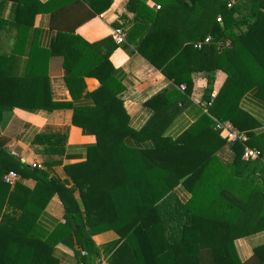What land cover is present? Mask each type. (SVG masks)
I'll return each instance as SVG.
<instances>
[{
	"label": "trees",
	"instance_id": "obj_1",
	"mask_svg": "<svg viewBox=\"0 0 264 264\" xmlns=\"http://www.w3.org/2000/svg\"><path fill=\"white\" fill-rule=\"evenodd\" d=\"M112 3L0 0V264H51L34 229L54 197L65 207V222L45 241L53 247L71 241L75 264H95L104 254L109 264H264V239H258L264 236V132L258 133V123L241 106L251 91L264 102V0H167L152 19L146 17V0L129 1L134 19L121 17L115 28L126 31L127 41L175 84L147 102L153 115L139 131L129 125L124 86L111 61L121 45L113 37L90 44L76 33ZM7 5L11 14L4 19ZM75 10L71 24L60 26V17L69 18ZM41 13L54 19L56 36L49 50L30 43ZM6 33L14 41L13 55L1 49ZM208 36L213 41L205 45ZM28 44L26 73L13 74L11 63ZM101 44L105 51L99 50ZM37 62L46 70L35 69ZM217 71L227 79L208 112L177 138L168 136L192 95L193 75L206 74L209 102ZM56 75L66 81L68 102L52 99L49 79ZM87 78L97 79L100 87L87 92ZM83 100L89 104H80ZM16 108L72 109L73 125L95 137L87 159L65 167L73 188L4 149L2 133ZM215 120L245 132L247 145L263 159L244 160L245 146L228 143ZM67 141L66 134H41L34 143L43 146V153L62 155ZM227 147L228 160L221 155ZM10 172L37 181L35 189L6 183ZM179 186L190 194L185 203L169 196ZM105 233L116 239L100 248L93 238ZM249 238L258 243L253 259L243 263L235 242Z\"/></svg>",
	"mask_w": 264,
	"mask_h": 264
},
{
	"label": "crops",
	"instance_id": "obj_2",
	"mask_svg": "<svg viewBox=\"0 0 264 264\" xmlns=\"http://www.w3.org/2000/svg\"><path fill=\"white\" fill-rule=\"evenodd\" d=\"M38 1L46 4L50 0ZM129 1L113 0L109 10L96 15L93 19L78 27L76 33L90 44L101 43L106 38H112L113 29L116 24H120L121 17L126 20H133L135 17V13L128 9ZM166 2L167 0H153L152 2L146 0V6L150 9V12L146 14L147 19H152L158 12L155 10L154 5L160 4L163 6V3ZM78 9L81 10L82 8L79 6ZM76 12V10L71 12L69 18L68 16H61L60 19L62 21L59 25L71 24L74 20V14H77ZM82 12L84 14L86 11L82 9ZM10 14V6L7 5L3 11L4 19L9 18ZM68 19H70V23H67ZM52 22H54V19H52L51 13L37 15L34 19L33 27H31L30 43L35 42L38 48L49 50L56 36V30L53 29ZM133 26L134 24L131 23L125 28L130 30ZM13 43V39H9L6 33L1 42L2 51L13 55L11 52ZM29 45L26 46V52L17 55L16 62L11 63L13 74L25 75L29 61ZM100 49L105 51L106 47L101 44ZM111 61L115 67L116 77L124 86L121 97L130 117L129 125L133 130L139 131L153 115V110L147 106V102L158 94L173 90L175 84L140 54L136 45L129 41L126 44L117 46L111 56ZM38 68L39 70H46L47 66L37 62L35 69ZM215 75L213 93L218 94L227 79V75L221 71H217ZM192 78L194 88L192 95L189 97V102L167 130L166 134L172 138L180 136L197 119L208 112L206 107L207 76L203 73H195ZM49 82L51 96L54 101L68 102L71 100L70 92L63 76H52ZM86 85L87 92H93L100 87L98 80L95 78H87ZM79 103L89 104L87 100ZM241 106L258 123V133L264 132V102L256 96L255 91L245 95ZM2 134L7 139L4 149L8 153L16 156L19 161L31 169L45 170L50 175V178L55 179L67 188H73L74 182L65 167L85 161L88 148L96 142L93 135L73 125L72 109L29 111L16 108L10 123ZM41 134H66L68 141L65 152L62 155L43 153L41 151L43 146L34 143L35 138ZM128 143L135 145L132 139H129ZM146 146H151V144L149 143ZM221 155L226 160L230 159L232 154L229 147L225 148ZM16 184H20L32 191L35 189L37 181L19 176V179L12 187ZM169 196L180 203H185L190 198V194L183 186L177 187ZM65 213L64 205L58 197H54L46 206L34 229L35 236L44 240L40 250L50 256L51 264H75V260L72 257L71 241L68 240L58 247H53L45 241L59 224H64ZM93 239L101 248L106 243L115 240L116 236L113 233H105L95 236ZM258 239H262V242L264 236H259ZM256 243H258V240L252 238L239 239L235 242L236 252L243 263H248L253 259Z\"/></svg>",
	"mask_w": 264,
	"mask_h": 264
},
{
	"label": "built area",
	"instance_id": "obj_3",
	"mask_svg": "<svg viewBox=\"0 0 264 264\" xmlns=\"http://www.w3.org/2000/svg\"><path fill=\"white\" fill-rule=\"evenodd\" d=\"M147 1L152 2L153 0H147ZM154 7H155V10L157 11H160L162 9L160 4L154 5ZM219 21H221V19H219ZM112 37L116 45H123L127 43L128 34L126 31H123L122 29L114 28L112 32ZM212 41H213L212 38L208 37L206 38L205 42H203V44L207 45V44L212 43ZM196 47L201 48L202 44H198L196 45ZM181 89L184 90L185 87L183 86L181 87ZM215 97H216V94L213 93L211 100L206 103L207 108H209V106L213 103ZM214 127L216 130H218L220 133H222L226 137L228 143L239 142L245 146V151H244V156H243L244 160H257V159L262 158V154L259 150L253 149L247 145L249 142V136L245 132L236 128L231 122L229 121L223 122V121L215 120ZM18 179H19V176L14 172H10L4 177V181L10 185H14ZM85 255L86 253L83 252L82 256H85ZM94 263L95 264H109L108 258L106 256H102L98 258L97 260H95Z\"/></svg>",
	"mask_w": 264,
	"mask_h": 264
},
{
	"label": "rangeland",
	"instance_id": "obj_4",
	"mask_svg": "<svg viewBox=\"0 0 264 264\" xmlns=\"http://www.w3.org/2000/svg\"><path fill=\"white\" fill-rule=\"evenodd\" d=\"M104 252V251H103ZM103 255H101V257H102ZM109 257V256H108ZM95 260H97V259H95Z\"/></svg>",
	"mask_w": 264,
	"mask_h": 264
}]
</instances>
